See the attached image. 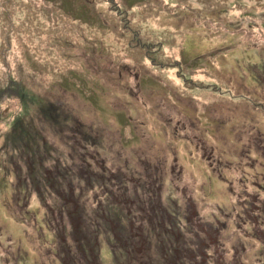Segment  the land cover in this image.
I'll list each match as a JSON object with an SVG mask.
<instances>
[{"label": "rangeland", "instance_id": "rangeland-1", "mask_svg": "<svg viewBox=\"0 0 264 264\" xmlns=\"http://www.w3.org/2000/svg\"><path fill=\"white\" fill-rule=\"evenodd\" d=\"M0 148V264H264V0H0Z\"/></svg>", "mask_w": 264, "mask_h": 264}, {"label": "trees", "instance_id": "trees-1", "mask_svg": "<svg viewBox=\"0 0 264 264\" xmlns=\"http://www.w3.org/2000/svg\"><path fill=\"white\" fill-rule=\"evenodd\" d=\"M23 129H26V127H24V125H23ZM19 132V134H22V132L21 131H18ZM1 149V148H0Z\"/></svg>", "mask_w": 264, "mask_h": 264}, {"label": "flooded vegetation", "instance_id": "flooded-vegetation-1", "mask_svg": "<svg viewBox=\"0 0 264 264\" xmlns=\"http://www.w3.org/2000/svg\"><path fill=\"white\" fill-rule=\"evenodd\" d=\"M220 198V197H219Z\"/></svg>", "mask_w": 264, "mask_h": 264}]
</instances>
